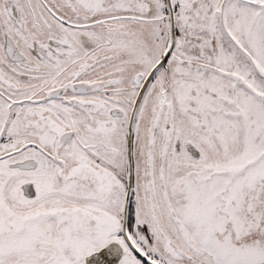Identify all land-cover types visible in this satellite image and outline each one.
Wrapping results in <instances>:
<instances>
[{
    "label": "snow or ice",
    "instance_id": "1",
    "mask_svg": "<svg viewBox=\"0 0 264 264\" xmlns=\"http://www.w3.org/2000/svg\"><path fill=\"white\" fill-rule=\"evenodd\" d=\"M0 264H264V0H0Z\"/></svg>",
    "mask_w": 264,
    "mask_h": 264
}]
</instances>
